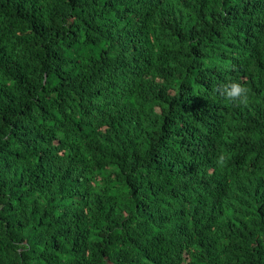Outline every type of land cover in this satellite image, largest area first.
Instances as JSON below:
<instances>
[{"label": "trees", "instance_id": "obj_1", "mask_svg": "<svg viewBox=\"0 0 264 264\" xmlns=\"http://www.w3.org/2000/svg\"><path fill=\"white\" fill-rule=\"evenodd\" d=\"M0 264H264V0H0Z\"/></svg>", "mask_w": 264, "mask_h": 264}, {"label": "clouds", "instance_id": "obj_2", "mask_svg": "<svg viewBox=\"0 0 264 264\" xmlns=\"http://www.w3.org/2000/svg\"><path fill=\"white\" fill-rule=\"evenodd\" d=\"M220 95L226 103L242 105L247 103V91L239 82L229 81L220 86Z\"/></svg>", "mask_w": 264, "mask_h": 264}, {"label": "bare ground", "instance_id": "obj_3", "mask_svg": "<svg viewBox=\"0 0 264 264\" xmlns=\"http://www.w3.org/2000/svg\"><path fill=\"white\" fill-rule=\"evenodd\" d=\"M169 1H170V0H169ZM163 3H164V2H163ZM165 3H166V2H165ZM173 3L175 4V2H173ZM174 4H173V5H174ZM169 5H170V4H169ZM169 5H168V7H169ZM161 6H162V5H161ZM170 7H171V6H170ZM174 7H175V6H174ZM161 38H162V37H161ZM90 92H91V91H90ZM92 92H93V91H92ZM99 95H100V94H99ZM99 95H98V96H99ZM103 96H104V95H103ZM99 97H100V96H99ZM104 98H105V97H104ZM96 99H97V98H96ZM104 102H105V101H104ZM101 103H102V101H101ZM86 109H87V108H86ZM87 112H89V111H87ZM90 112H91V111H90ZM96 113H97V112H96ZM99 116H100V114H99ZM93 118H94V117H93ZM100 118H101V117H100ZM94 119H95V118H94ZM92 120H93V119H92ZM95 122H96V121H95ZM141 128H142V127H141ZM116 131H117V130H116ZM116 131H115V132H116ZM119 131H120V130H118V132H119ZM118 132H117V133H118ZM132 132H133V131H132ZM121 133H122V132H121ZM121 133H120V134H121ZM138 133H139V132H138ZM112 134H113V133H112ZM129 134H131V133H129ZM114 135H115V134H114ZM118 135H119V134H118ZM118 135H117V136H118ZM131 135H132V134H131ZM131 135H130V136H131ZM111 137H112V136H111ZM114 139H115V137H114ZM117 139H118V138H117ZM106 141H107V139H106ZM121 141H122V140H121ZM104 142H105V141H104ZM110 142H111V141H110ZM112 143H113V141H112ZM112 143H111V144H112ZM122 145H123V144H122ZM113 146H114V145H113ZM115 148H116V147H115ZM104 149H105V148H104ZM104 153H105V152H104ZM104 155H105V154H104ZM105 156H106V155H105ZM112 159H113V158H112ZM114 160H115V159H114ZM116 161H118V160H116ZM120 161H123V160L120 159ZM119 163H120V162H119ZM122 164H124V163H122ZM120 165H121V164H120ZM134 168H135V167H134ZM136 170H137V169H136ZM171 172H172V171H171ZM173 172H174V171H173ZM138 173H139V172H138ZM171 174H172V173H171ZM135 175H136V174H135ZM137 175H138V174H137ZM159 176H160V175H159ZM169 176H170V175H169ZM170 177H171V176H170ZM11 216H12V215H11ZM19 221H20V220H19ZM21 222H22V221H21Z\"/></svg>", "mask_w": 264, "mask_h": 264}]
</instances>
